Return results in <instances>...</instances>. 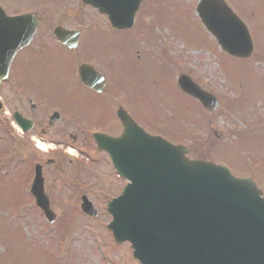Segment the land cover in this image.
I'll return each mask as SVG.
<instances>
[{
	"label": "rangeland",
	"instance_id": "obj_1",
	"mask_svg": "<svg viewBox=\"0 0 264 264\" xmlns=\"http://www.w3.org/2000/svg\"><path fill=\"white\" fill-rule=\"evenodd\" d=\"M226 1L250 26L255 44L250 59L234 58L219 50L217 42L196 15L199 0H146L137 17L141 23L138 22L129 35L117 33L119 69L122 60L126 66V56V67L131 74L127 80L134 89L147 96L145 102L154 104L150 106L153 114L149 117L153 128L146 124L151 133L162 132L171 143L188 146L191 158L224 164L236 176H251L264 190V64L254 59L256 50L264 52V0ZM0 2L8 13L37 10L44 19L38 39L43 35L49 40L51 29L61 23V15L58 18L51 14L52 7L55 14L63 13L60 0ZM75 7L76 4H70L67 12L74 14ZM69 17L62 23L66 25L70 22L72 27L74 15ZM87 24H95V20L88 19ZM147 27L150 34L155 30H162L163 33L150 35L145 31ZM86 29L88 32V27ZM91 33L94 38L104 39L103 33ZM164 45H169L171 51ZM97 49L99 54L104 55L102 60L107 59L102 53L107 47L101 44ZM58 55L55 59L50 57L53 54L45 55L44 65L54 64L53 72L48 73L47 70L48 74L39 63L40 57H36L28 63L22 81L32 84L36 79L39 85V93L34 90L35 86L25 85L39 108L35 116L41 123L36 132L38 135L42 127H47L43 122L46 111L55 107L50 103L64 104L62 96L66 88H71L66 75L75 82L71 59L63 51ZM41 57L44 58L43 55ZM182 73L217 96L219 106L211 114H206L179 91L176 78ZM120 98L141 119L150 115L140 111L130 94L121 92ZM10 104V111L21 104L25 111L29 110L23 99L15 94L10 96ZM0 119L3 120L1 115ZM206 125L209 126L208 131L202 130ZM70 132L75 134L74 129ZM57 133L58 130H50L49 138L57 140ZM19 139L18 156L14 151H6L7 142L0 139V154L7 153L0 158V164L7 166L0 168V264H140L133 257L130 244H115L106 229L111 220L106 202L118 194L125 182L118 180L105 157L94 148L89 149L88 143L85 146L83 142L74 143L76 148L82 147L94 155L91 156V159L96 157L94 163L78 151L71 155L65 147L64 152L73 157V162H66L58 168L45 165L46 194L57 218L49 224L28 193V171L31 163L33 167L36 162L57 159V156L42 152L35 140L27 137ZM66 140L73 141L70 137ZM12 156H17L19 162L10 164L8 160ZM24 158L28 159L27 165L22 161ZM24 169L26 175L21 174ZM32 177L33 172L29 184ZM84 194L99 211L98 217L91 219L82 214L80 205ZM64 220L65 228L60 227Z\"/></svg>",
	"mask_w": 264,
	"mask_h": 264
},
{
	"label": "water",
	"instance_id": "obj_2",
	"mask_svg": "<svg viewBox=\"0 0 264 264\" xmlns=\"http://www.w3.org/2000/svg\"><path fill=\"white\" fill-rule=\"evenodd\" d=\"M83 1L101 7L99 0ZM142 1H111L108 7L114 11L102 9L118 28H126ZM198 11L227 52L244 58L251 55L253 44L245 27L229 29L236 19L223 0H204ZM117 12L120 19L114 20ZM7 23L8 31L0 41L1 79L7 77L16 52L31 42L39 27L31 15L8 18ZM55 34L72 45L70 33L57 28ZM86 73L81 77L89 85ZM178 82L211 111L217 107V99L195 85L191 88L188 77L181 75ZM123 120L124 139L111 144L110 154L119 173L131 183L110 203L114 221L109 228L116 240L130 241L143 264H264V198L255 184L249 178L233 177L224 166L191 161L186 156L188 148L143 137L128 117ZM32 192L53 222L56 216L44 192L40 165ZM83 201V211L95 216L91 203L86 198Z\"/></svg>",
	"mask_w": 264,
	"mask_h": 264
},
{
	"label": "flooded vegetation",
	"instance_id": "obj_3",
	"mask_svg": "<svg viewBox=\"0 0 264 264\" xmlns=\"http://www.w3.org/2000/svg\"><path fill=\"white\" fill-rule=\"evenodd\" d=\"M0 7L6 12L1 2ZM87 10L88 8H84L81 2H77V9L73 10V12L75 11L74 14H70L67 11L60 14L62 17V22L69 20V16L74 15L72 22L75 23H73L72 27L70 26V22L66 25L62 23L63 26L71 30H79L81 33L79 44L74 50L61 45L55 39H35L31 45L16 54L10 71V78H12V80L10 82H3L0 85V98L7 108L11 107L10 96L13 94L20 96L27 108L30 101L29 99L26 100V98L22 96H24L25 90L29 91V88H27L28 85L22 81L25 78L26 70L28 69V63L32 62L36 57L46 54H53V56L50 57L55 59L59 56L58 53L63 51L73 63V77L75 78V82L71 80V77L66 75V77L69 78L67 83L69 86H71V88L69 90L66 88L65 94L62 96L64 104L60 107H62L61 111L64 118L63 122L61 123L63 124V127L61 128L57 126L56 128H58V136L62 140L66 141L65 139L70 137L74 142L83 143H91V141L94 142V134L98 132L111 136H117L116 133L119 131L120 123L117 117V109L121 104L119 86L116 85L117 79L114 71V62L112 59L108 58L103 61L102 57L104 55L101 53L99 54V50L97 49V47L102 44L111 49L112 52H116L118 48V41L115 37V34L109 29L107 18L102 15H100L102 17V22L96 23V27L94 29L92 28V30L103 33L104 39L99 37L94 38V35L91 32H87L86 27L90 25L87 24V20L89 18L91 19V17H89L87 14ZM40 20L43 25V20L41 18ZM88 34L89 37L86 38ZM103 52H108V50H102V53ZM106 57H108V55H106ZM85 62L92 65L93 68L95 67L98 73L100 72L106 77L107 83H104V87L101 86V90L105 92L98 93L93 89L87 88L81 84L77 69H79L80 65ZM44 63L42 66L45 68V70H48V73L53 72L54 64L52 63L48 66H45ZM60 64H62V62H60ZM60 67L61 70H63L62 66ZM89 75L91 81L94 84L100 86L98 82L99 76L94 71L89 72ZM14 80L18 81L19 84H17L18 82L16 83ZM12 110H22L24 114L28 115L27 117L31 119H33L32 117L37 112V110L33 112L30 108L29 115V112L23 109V104L13 107ZM9 120V118H6L7 122ZM35 124L37 123L35 122ZM71 129H74L75 134L70 132ZM31 133H33V131L26 134L19 133V135L22 137L27 136L31 139Z\"/></svg>",
	"mask_w": 264,
	"mask_h": 264
},
{
	"label": "bare ground",
	"instance_id": "obj_4",
	"mask_svg": "<svg viewBox=\"0 0 264 264\" xmlns=\"http://www.w3.org/2000/svg\"><path fill=\"white\" fill-rule=\"evenodd\" d=\"M39 145H40V147L43 148V149L47 148V146H46L45 144L41 143V142H39ZM72 153H74V152H72Z\"/></svg>",
	"mask_w": 264,
	"mask_h": 264
}]
</instances>
